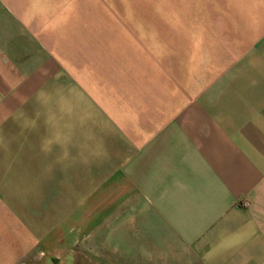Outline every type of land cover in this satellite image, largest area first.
<instances>
[{"label": "crops", "instance_id": "1", "mask_svg": "<svg viewBox=\"0 0 264 264\" xmlns=\"http://www.w3.org/2000/svg\"><path fill=\"white\" fill-rule=\"evenodd\" d=\"M184 1L0 0L6 264H264V0Z\"/></svg>", "mask_w": 264, "mask_h": 264}, {"label": "rangeland", "instance_id": "2", "mask_svg": "<svg viewBox=\"0 0 264 264\" xmlns=\"http://www.w3.org/2000/svg\"><path fill=\"white\" fill-rule=\"evenodd\" d=\"M140 4H142L143 10L146 13L139 14L138 11L132 6V2L134 0H107L109 3V7L113 10L109 11V20L111 23V19L114 20V32H122L124 34H128L129 30H123L121 22H124L127 27L130 28L131 33H141V34H147V36H150L151 34L159 33V29L157 28V25L162 26L164 29H168L170 31V28L172 26V21L174 19L175 23L176 21L181 22V20L186 19L187 11L185 9H175L173 7L174 1L176 0H140ZM181 3L185 2L184 0H179ZM196 1L201 2L202 0H188V2ZM124 6V7H123ZM123 7V9L121 8ZM119 19V26L116 25V20ZM184 27L185 26H180ZM163 29V31H164ZM120 30V31H119ZM10 186H8L9 188ZM59 218H51L50 224L56 225ZM6 221V222H5ZM2 222H5L8 224L10 222L9 218H0V224ZM32 235H38V234H32ZM31 234H28L27 232H19L18 234V240H19V248H17V256H18V262L19 264H53L51 261L48 260V257H40L35 261H30L33 259V257H36L39 255L40 249L36 248L34 246V243L36 244L37 239L32 238ZM4 236V237H1ZM11 241L10 235L7 233H0V240ZM33 245V246H32ZM15 252V250H13ZM9 253L8 248L5 246L0 245V264H6V261L9 260ZM35 259V258H34ZM62 264H74L73 260H65Z\"/></svg>", "mask_w": 264, "mask_h": 264}, {"label": "clouds", "instance_id": "3", "mask_svg": "<svg viewBox=\"0 0 264 264\" xmlns=\"http://www.w3.org/2000/svg\"><path fill=\"white\" fill-rule=\"evenodd\" d=\"M42 150H45V149L42 147ZM46 150L51 151V146L49 145V147Z\"/></svg>", "mask_w": 264, "mask_h": 264}]
</instances>
